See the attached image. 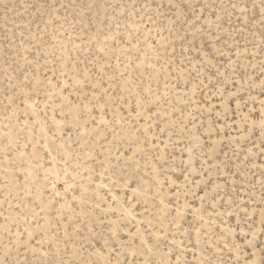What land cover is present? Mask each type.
I'll return each mask as SVG.
<instances>
[{
	"label": "rangeland",
	"instance_id": "374dc122",
	"mask_svg": "<svg viewBox=\"0 0 264 264\" xmlns=\"http://www.w3.org/2000/svg\"><path fill=\"white\" fill-rule=\"evenodd\" d=\"M262 8V0H0V259L261 264ZM41 128L58 181L39 165H52ZM33 144L34 183L29 161L16 156Z\"/></svg>",
	"mask_w": 264,
	"mask_h": 264
},
{
	"label": "bare ground",
	"instance_id": "6f19581e",
	"mask_svg": "<svg viewBox=\"0 0 264 264\" xmlns=\"http://www.w3.org/2000/svg\"><path fill=\"white\" fill-rule=\"evenodd\" d=\"M222 107H227V104L226 103H222ZM31 112L32 113H34V111H33V109H31ZM70 112H71V114H72V117L73 118H76L77 117V113H78V111H77V109L76 108H74V109H71L70 110ZM262 112H264V109H262ZM245 117H247V115H245ZM55 123L57 124V125H61V121L60 120H56L55 121ZM84 126V125H83ZM94 128H92L91 130H93ZM82 130H83V132H85L86 131V128L85 127H83L82 128ZM40 131H41V136H42V138H43V140H44V145H45V148L49 151V155H50V158H51V166H49V167H46L45 165H43L42 163L41 164H39L40 165V167H41V169H42V172H43V174H45V176H46V174H48V173H50V174H52V175H54L55 176V178L57 179V181H58V179H59V176H60V168H58V166H57V157L53 154V152H52V150H51V145L53 144L52 143V137L48 134V132L46 131V129L45 128H41L40 129ZM60 138L63 140V138L60 136ZM10 141L11 142H13L14 141V137L12 136V135H10ZM13 144V143H12ZM53 147V146H52ZM58 147H59V149L61 150V152L63 153V154H65L66 156L69 154L68 153V148L64 145V144H60V145H58ZM0 150H1V144H0ZM39 152L37 151V149H36V147H35V145L33 144L32 145V149H31V155H27L26 154V152L25 151H23V152H17V154H16V156L17 157H22V156H24L28 161H29V165H28V167L26 168V177H28V179L30 180V181H32L33 183L34 182H38L39 180H38V178L39 177H37V175H36V167H38V166H36L35 164H34V160L32 159V157L33 158H38L39 157ZM38 160V159H37ZM65 166V165H64ZM65 168V172H66V174H68V172H70V170L65 166L64 167ZM38 169V168H37ZM11 176V175H10ZM45 179V178H44ZM28 180V181H29ZM43 181V180H42ZM31 182V183H32ZM36 184V183H35ZM102 185H103V182H99V183H97L96 184V188L97 189H99L100 190V188L102 187ZM53 186H54V188L55 189H57V186H56V183H54L53 182ZM53 188V187H52ZM83 189H85L84 187H83ZM98 191V190H97ZM99 192V191H98ZM134 191H132V193H133ZM57 193V192H56ZM59 194V193H58ZM37 195V194H36ZM98 195H99V193H98ZM40 196V195H39ZM37 197H38V195H37ZM114 198H115V200L117 201V208L118 209H121L122 210V212L124 213V217L126 218V219H128V221H129V219L130 218H132V216H133V212H132V210H129V209H127L126 207H123V206H121L120 205V203H119V199H118V195L117 194H115L114 195ZM49 201V200H48ZM47 201V202H48ZM50 205L52 204L50 201L48 202ZM66 206H68V204L66 203V202H64L63 204L61 203L60 204V208L62 209V208H64V207H66ZM109 208H110V206H108ZM184 207H186V204H184ZM8 215L9 216H7V217H9L8 219H9V222H12V221H14L15 220V218H16V216H17V214L15 213V212H9L8 213ZM135 216V215H134ZM178 216H179V214H178ZM124 219V218H123ZM135 219V218H134ZM3 227H6L5 225L3 226ZM29 231H32L31 229H29ZM244 232V231H243ZM257 233H258V230L256 229V230H254L250 235H251V243L252 244H254V241H255V238H256V236H257ZM16 234H17V237H18V235H19V232L16 230ZM46 237V239H49V237L46 235L45 236Z\"/></svg>",
	"mask_w": 264,
	"mask_h": 264
},
{
	"label": "snow or ice",
	"instance_id": "6c2138e0",
	"mask_svg": "<svg viewBox=\"0 0 264 264\" xmlns=\"http://www.w3.org/2000/svg\"><path fill=\"white\" fill-rule=\"evenodd\" d=\"M262 3H264V0H262ZM233 7H235V5H233ZM262 11H264V8H262ZM262 131H264V125H262ZM0 264H8V261L6 259H0ZM48 264H63V262L49 261ZM261 264H264V261H262Z\"/></svg>",
	"mask_w": 264,
	"mask_h": 264
}]
</instances>
